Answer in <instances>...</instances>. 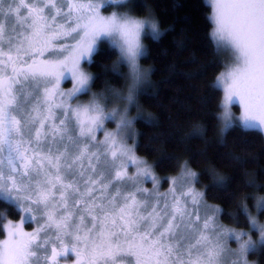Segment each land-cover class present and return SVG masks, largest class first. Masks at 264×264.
Returning <instances> with one entry per match:
<instances>
[{"label":"snow or ice","instance_id":"obj_1","mask_svg":"<svg viewBox=\"0 0 264 264\" xmlns=\"http://www.w3.org/2000/svg\"><path fill=\"white\" fill-rule=\"evenodd\" d=\"M207 2L215 52L229 61L214 85L224 92L223 144L234 126L231 105L241 108L244 130L264 131V0ZM106 3L123 0H0V198L39 225L25 232L23 221L10 224L0 264H60L69 249L77 264H223L226 253L237 257L233 264H247L245 254L257 245L216 222L219 209L195 190L198 175L187 162L169 193L139 187L141 177L154 188L157 180L127 144L135 135L128 108L105 111L96 94L87 104L71 102L91 91L81 61L102 39L111 40L132 71L127 94L111 89L114 97L133 104L148 79L139 65L141 34L159 39L155 19L105 16ZM68 79L74 83L66 92L61 82ZM105 120L117 125L101 140L96 133ZM193 134L202 136V127ZM212 175L214 187L224 184L223 175ZM250 219L264 243V225ZM229 232L239 242L236 252L226 247Z\"/></svg>","mask_w":264,"mask_h":264},{"label":"trees","instance_id":"obj_2","mask_svg":"<svg viewBox=\"0 0 264 264\" xmlns=\"http://www.w3.org/2000/svg\"><path fill=\"white\" fill-rule=\"evenodd\" d=\"M131 7L137 15L152 13L161 30L158 40L145 37V55L140 58L149 69L151 84L137 95L143 119L134 121L136 154L162 178L161 187L187 162L198 175L195 184L204 199L219 207V221L255 235L247 211H253L257 202L264 204V135L235 124L220 143L222 91L214 85L228 58L215 52L210 4L207 0H131ZM117 58L112 44L98 45L86 64L93 90L108 93L123 87L126 71L123 64L116 65ZM197 126L202 127V136L193 134ZM212 170L226 178L222 186H213ZM18 216L15 205L0 198V237L4 219ZM257 216L264 221V206ZM249 258L264 264V245L250 251Z\"/></svg>","mask_w":264,"mask_h":264},{"label":"rangeland","instance_id":"obj_3","mask_svg":"<svg viewBox=\"0 0 264 264\" xmlns=\"http://www.w3.org/2000/svg\"><path fill=\"white\" fill-rule=\"evenodd\" d=\"M210 6H211V4H210ZM101 13L103 15H105V16H110L113 13H116L118 15H120V14H127V15L135 18V19H143V20L155 19V17L152 16V13H146L144 15H137V14H135L133 12V10H132V7H131V0H123V3H117V4H109V3H106L104 6L101 7ZM211 15H212V6H211V14H210V16ZM212 30H213V24H212V27H211V32H212ZM159 31L161 32L160 28H159ZM146 36H150L151 37V35H149V33L147 31H145L144 33L141 34V43L144 46V51H145V37ZM103 41H107L110 44H112L111 43V40L109 38H106V39H102L101 41H99L98 44H97V47ZM115 48L118 51V58H117L116 65L119 66V65L123 64V66L125 67L124 69L126 71V74H125L126 75L125 84L123 85V87H121L119 89H116V90L120 91L123 95H126L127 94V84H128V82H130L129 69L126 66V64H124L122 62V60L120 58L119 49L117 47H115ZM90 60H91V57L90 58H84V59H82V61H81V68H82V70L87 75H89L91 77V79H90V84H91L92 73L86 67V64H88ZM84 61L86 62V64L84 63ZM228 62L229 61L227 59V62L226 63H228ZM139 65H140V67H141L142 70H148V79H147V81L144 84H142L138 88L137 93H136V100H135V102L133 104H126V102L122 101V99L114 97L111 94V91H110L111 89H109L107 91L108 93H106V92L103 93V92H99V91L93 90L91 87H90V89H91L90 92L81 93L76 98H74L73 101H71L74 104L75 103L87 104L92 99L93 94H96L98 97H103V105L105 107V111H110L111 109L115 108L119 112L124 107H127L128 108V116H129L130 119L133 120V131L135 133V135L131 136L127 140V144H128L129 147H132L133 149H134V144H135L136 138H137V132H136V128L134 127V121L136 120V118L140 117V115H141L140 113L142 112V107L138 103L137 95H138V93H140L142 91H145L146 88H148L149 85L151 84V81H150V78H149V69H147L144 64L140 63V59H139ZM224 71H225V65H224V68L215 77V83H216L217 77L220 76V74L222 72H224ZM73 83L74 82L71 79L64 80V81L61 82V88L64 91H66V92L67 91H70L72 89V87H73ZM221 91H222V98H221V105H222V102H223V99H224L223 88H221ZM137 105L139 107H137ZM230 109H231V112L233 114L234 125L235 124L240 125L238 118L241 115V108L239 107V105H231L230 106ZM222 112H223V108H222V106H220L219 117H220V115H221ZM219 122H220L219 127H220V131H221L222 121L220 120V118H219ZM116 125H117V121H115V120H105V122H104V128L101 129L100 131H98L96 133L97 138L102 140L104 138L105 131H107V132H114L116 130ZM261 132L264 135V131H261ZM134 153H135V155H136L137 158H139V159H141V160L144 161V159L142 157H140L139 155L136 154L135 150H134ZM146 163L149 166H151L148 162H146ZM136 171H137L136 170V167L134 165H131L129 163V165L127 167L128 174L129 175H135ZM151 173H152V175L154 177H156V180H157V184L155 185V188H154L153 181L151 179L147 178V177H141V183L139 184V187H141L143 189H147L149 192H152V191L158 189V191L160 193H169L170 189L173 188L172 181L173 180H177V181L180 180V178L182 176V168L177 173L170 174V175H168L166 177L167 178V184H166L165 187H161L162 178L159 177L156 173H154V171L152 170V167H151ZM176 187L178 189V193L177 194H179V188H180L179 183L176 185ZM193 187L195 188L196 191L203 193V191L200 188H198L196 186V184H194ZM203 198H204V196H203ZM169 199H171V196H169ZM6 201L12 203L17 208V205H16L15 202L10 201V200H6ZM204 201H206V200L204 199ZM206 203H207V205L210 206V208H217V209H219V207L218 206H215V204H213V203H210V202H207V201H206ZM262 206H264V204H261L260 202H257L254 205V208L255 209L253 211H247L248 219H249V225H250V228L251 229H253V230L256 231V234L255 235H252L246 229H235V228L226 226L225 224L221 223L219 221V219H218L219 211L215 215V220H216V222L219 225L223 226L224 229L230 230V232L231 231H234L236 233H247V235L242 236V241H246L248 239H251L257 245L256 249H258V247L260 245H264V243H261V232H260L259 228L258 227H254L252 225V221H251L250 217L255 218V220H256V222H257L258 225H264V221H260L258 219V216H257V212H258V210ZM209 214L211 215V212H209ZM38 219H39V217H38ZM22 221H23L22 227H23V229H24L25 232H33L39 226L38 223H37V221L30 220L24 212L19 211L18 218H16V219L5 218L4 219V222H3L4 235L2 237H0V242H2L3 240L7 239L8 226L10 224L11 225H21V222ZM40 222L42 223L43 221L40 220ZM230 232H229V238H227V241H226V247H227V249H230L231 252H236L239 249V242L236 241V240H234V239H231L230 238ZM66 242L69 245L71 244V240L68 239V238H66ZM249 252L250 251H248L245 254V257H244V259L247 261V264H257L254 259H250L249 258ZM49 254H50V246H49ZM77 259L78 258L75 256V254L73 252H71L70 249H69V251L67 253V256L58 257V260L60 261V264H77ZM236 259H237V257L234 256V255H232L231 253H226L225 256H224V259H223V264H233V261L236 260ZM49 264H52V262L49 261Z\"/></svg>","mask_w":264,"mask_h":264},{"label":"clouds","instance_id":"obj_4","mask_svg":"<svg viewBox=\"0 0 264 264\" xmlns=\"http://www.w3.org/2000/svg\"><path fill=\"white\" fill-rule=\"evenodd\" d=\"M140 20H143V19H140ZM155 23H156V26H157V28H158V21H156L155 20ZM145 27H146V29H147V24L145 25ZM149 33V35H151V32L149 31L148 32ZM151 37H152V35H151ZM155 40V39H154ZM124 64H126V66L128 67V69H129V77H130V80H131V75H132V71H131V68H130V66L128 65V63L126 62V61H122ZM141 68V67H140Z\"/></svg>","mask_w":264,"mask_h":264},{"label":"flooded vegetation","instance_id":"obj_5","mask_svg":"<svg viewBox=\"0 0 264 264\" xmlns=\"http://www.w3.org/2000/svg\"><path fill=\"white\" fill-rule=\"evenodd\" d=\"M0 22H3V21H0ZM9 23H10V21H9ZM68 42H71V41H68ZM84 63L86 64V62L84 61Z\"/></svg>","mask_w":264,"mask_h":264}]
</instances>
